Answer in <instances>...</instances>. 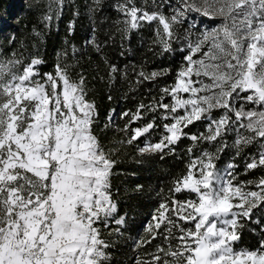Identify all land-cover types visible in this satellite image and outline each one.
Returning <instances> with one entry per match:
<instances>
[{
  "label": "snow or ice",
  "instance_id": "obj_1",
  "mask_svg": "<svg viewBox=\"0 0 264 264\" xmlns=\"http://www.w3.org/2000/svg\"><path fill=\"white\" fill-rule=\"evenodd\" d=\"M119 8L126 33L155 22L154 44L166 52L183 39L188 51L174 83L161 89L155 104L140 103L135 112L122 113L131 117L124 131L157 109L163 110L161 119L171 121L163 123L157 142L139 148L141 154L174 153L182 139L193 142L186 172L173 179L136 247L158 236L165 243L138 264H264V237L255 249L237 247L245 221L264 209V176L238 181V165H218L227 148L242 156L259 144L245 171L264 168V0H180L170 16L149 12L134 0ZM186 12L219 23L194 40L188 30L180 37L175 25ZM41 64L35 57L25 63L15 53L0 59V264H110L111 245L100 225L125 223V217L116 218L111 190L116 161L93 132L98 112L87 98L84 77L72 79L60 64L54 73H41ZM110 71L118 69L111 65ZM168 71L137 75L140 82L154 81ZM165 97L172 102L165 103ZM156 119L133 128L127 142L154 131ZM197 122H206L205 132L185 131ZM229 132L236 134L231 145L224 142ZM204 143L214 144L215 151L203 148L196 154ZM185 192L195 199L177 198Z\"/></svg>",
  "mask_w": 264,
  "mask_h": 264
},
{
  "label": "trees",
  "instance_id": "obj_2",
  "mask_svg": "<svg viewBox=\"0 0 264 264\" xmlns=\"http://www.w3.org/2000/svg\"><path fill=\"white\" fill-rule=\"evenodd\" d=\"M125 2L100 0L97 4L95 0H62L58 4L57 0H0V59L10 58L13 53L25 63L31 58H40L43 64L37 68L41 73H54L55 65L60 64L67 68L72 79L84 77L87 98L95 102L98 117L93 132L116 161L111 190L118 208L116 218L125 217L122 226L110 222L105 229L100 225L102 238L111 245L107 249L111 254L110 264H138L142 259H150L146 254L165 243L158 236L151 244L136 247V241L146 237L144 229L159 203L168 196L173 179L186 172L187 149L193 144L184 138L175 146L174 153L139 152L145 143L157 142L164 132L163 123L171 122L161 119L162 109L147 113L124 131L131 117H123L122 113L135 112L140 103L155 104L162 95L161 89L174 83L177 69L188 54L183 39L173 42L172 50L166 52L154 44L155 22H144L142 27L126 33L123 23L126 17L119 8ZM134 2L149 12L158 10L167 14L164 7H157V0ZM46 16L52 19L46 20ZM186 30L193 33L183 20L175 25L180 37ZM111 65L118 71L112 73ZM141 70L145 73L169 71L154 81L140 82L137 73ZM164 102L171 103V97H165ZM221 114V110L215 112L217 117ZM152 116L157 117L159 127L129 144L132 129L143 127ZM205 123L197 122L185 131L205 132ZM235 138V132H229L224 142L231 145ZM203 148L215 151L214 144L204 143L197 146L196 154ZM258 151L259 144H253L244 149L242 156H236L235 149L229 147L221 154L218 165L224 169L233 162L238 165L235 169L238 181L256 180L264 176V168L246 172L245 164ZM177 198L195 199V196L185 192ZM257 218H260L259 224ZM245 224L237 247L255 249L264 237L260 231L264 226V209L256 210L253 220ZM117 227L119 233L113 231Z\"/></svg>",
  "mask_w": 264,
  "mask_h": 264
},
{
  "label": "rangeland",
  "instance_id": "obj_3",
  "mask_svg": "<svg viewBox=\"0 0 264 264\" xmlns=\"http://www.w3.org/2000/svg\"><path fill=\"white\" fill-rule=\"evenodd\" d=\"M157 2L158 5H163L167 11L166 15L168 16L172 15L174 11L180 7V0H157ZM197 2H199V0H197ZM182 20L188 24L190 29L193 31L191 37L193 40L199 35V33L206 29H210L219 23V20H212L207 17H203L201 14L196 12H186L185 17L182 18Z\"/></svg>",
  "mask_w": 264,
  "mask_h": 264
}]
</instances>
